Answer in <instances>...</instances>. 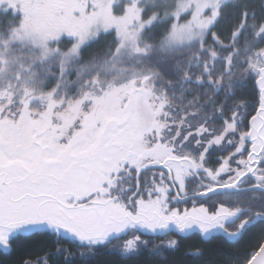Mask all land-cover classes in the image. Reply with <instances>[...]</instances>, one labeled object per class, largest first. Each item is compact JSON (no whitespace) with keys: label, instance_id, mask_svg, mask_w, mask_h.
I'll list each match as a JSON object with an SVG mask.
<instances>
[{"label":"snow or ice","instance_id":"snow-or-ice-1","mask_svg":"<svg viewBox=\"0 0 264 264\" xmlns=\"http://www.w3.org/2000/svg\"><path fill=\"white\" fill-rule=\"evenodd\" d=\"M189 138L180 152L145 155L102 114L0 109V253L39 240L43 251L20 264H94L101 252L112 264L145 253L165 261L180 250L171 233H199L235 247L206 264H264V93L246 122ZM184 255L196 261L204 250Z\"/></svg>","mask_w":264,"mask_h":264},{"label":"trees","instance_id":"trees-1","mask_svg":"<svg viewBox=\"0 0 264 264\" xmlns=\"http://www.w3.org/2000/svg\"><path fill=\"white\" fill-rule=\"evenodd\" d=\"M162 1L164 3H159L161 7L172 10L173 0ZM3 18L0 19V30L8 23L6 15ZM172 21L164 20L160 24L163 27L161 37L152 39L156 43L148 53L134 54L127 48L112 51L114 53L109 55V48L116 49L117 41L114 34L103 35L86 45L81 51V57L66 65V72L59 67L58 61L32 67L33 72L36 70L39 73L35 86L45 88V93L57 91L62 98L66 95L75 98L80 93L79 89L84 94L93 83L108 85L119 79L123 72L132 76L141 74L143 78L140 79H145L142 85L144 91L147 87L151 95L162 100L160 107L145 110V119L140 122L141 142L156 140L175 147L177 143H183L178 139L182 135L184 124L185 137L189 138V133L198 129L211 128L221 132L227 122L237 123L241 117H245L246 122L248 115L239 112L236 107L247 105L248 111V104H255L260 95L255 79L248 73V59L256 52L264 50V0H230L221 6L217 22L204 39H196L181 47H161L160 41L169 32ZM149 34L144 36L148 37ZM11 52L18 54L19 47H12ZM7 66L18 70L24 65L16 61ZM23 75L32 77L29 73ZM152 77L159 86L158 92L157 86L155 88L147 85L146 80L149 81ZM19 85L18 82L2 84L0 109L13 107L14 100L9 98L13 88ZM24 96L32 97L30 94ZM27 106L29 107L28 104ZM21 107L16 110H25L24 105ZM235 114L239 120L234 118ZM169 117L171 120H168ZM173 126L175 129L172 130ZM190 143L187 141V145ZM258 233V228L250 230L239 247L244 248L255 242ZM144 238L150 239L152 245L163 239L156 236ZM175 239L180 240V250H170L165 261L145 253L129 261H122L121 264H206L218 257L226 258L235 250L234 246L225 244L222 237L203 239L192 235ZM69 247L75 250L74 245ZM196 248L204 250L201 259L192 261L184 255ZM42 251L39 240L28 241L18 245L11 255L0 253V264H20L23 258H35ZM113 260L114 257L101 252L94 264H112Z\"/></svg>","mask_w":264,"mask_h":264},{"label":"rangeland","instance_id":"rangeland-1","mask_svg":"<svg viewBox=\"0 0 264 264\" xmlns=\"http://www.w3.org/2000/svg\"><path fill=\"white\" fill-rule=\"evenodd\" d=\"M173 1L172 10H165L159 5L164 3L162 0H0V19L11 16L7 20L9 24L0 30V90L2 84L20 83L9 98L14 100L11 109L24 105V109L33 113L54 111L57 116L72 115L80 119L102 114L109 123L114 122L120 132L126 124L130 125L131 130L121 139L137 149L142 141L140 122L145 119V110L162 105V100L151 95L147 87L144 91L145 79H140L143 78L141 74L132 76L123 72L108 85L93 83L84 94L79 89L75 98L70 95L62 98L57 91L45 93V88H36L39 73L33 72L32 67L58 61L59 67L66 72V65L78 60L82 49L103 35L114 34L117 41L116 49L109 48V55L127 48L134 54L148 53L156 43L152 39L161 37L163 27L160 24L164 20L173 21L160 41L161 47H181L196 39L202 40L217 22L221 6L230 0ZM146 33H150L148 37L144 36ZM14 46L19 47L16 55L11 52ZM16 61L24 66L18 70L7 66ZM248 62V73L259 89L264 85V50L253 54ZM21 71L24 72L21 74ZM24 73L32 77H24ZM21 77L24 79L20 80ZM146 82L150 87L157 86L159 91L154 77ZM26 94L32 97L24 96ZM236 110L244 115L253 112L251 108L246 111L247 105H239ZM234 118L239 120L237 114ZM185 126L178 141L187 140L191 142L187 146H191L193 138L185 137ZM193 126L198 128L194 123Z\"/></svg>","mask_w":264,"mask_h":264},{"label":"flooded vegetation","instance_id":"flooded-vegetation-1","mask_svg":"<svg viewBox=\"0 0 264 264\" xmlns=\"http://www.w3.org/2000/svg\"><path fill=\"white\" fill-rule=\"evenodd\" d=\"M248 105H249L248 107L251 108L252 111H254L255 104L249 103ZM247 115H250V113H248ZM177 144H178L177 146L172 147V146H169V145L161 144V143L157 142L156 140L155 141H148V142L144 141V142H141L137 146V149H139L140 151H142L145 155L151 154L153 151H158V150H160V151H165V150L170 151L172 148H176L178 152L182 151L179 148V145H181L182 143H177ZM213 155L215 156L216 153H214ZM151 163H152V161H150L148 159H145L144 160V165L151 164ZM152 171H153L152 168H147L144 171L143 176L144 177H147ZM214 199H218V197H214ZM192 235L193 236H197V237H201L203 239L205 238L202 234H199V233H189L188 235L183 236V235L177 234L175 232L171 233L170 234V237L175 239L176 237H183V238H185V237H189V236H192ZM145 237H148V236H145ZM158 238H162V237H158Z\"/></svg>","mask_w":264,"mask_h":264},{"label":"water","instance_id":"water-1","mask_svg":"<svg viewBox=\"0 0 264 264\" xmlns=\"http://www.w3.org/2000/svg\"><path fill=\"white\" fill-rule=\"evenodd\" d=\"M259 91H260L261 94L264 93V89H260L259 88ZM130 130H131V127L128 124H126L124 126V128L120 132L121 133V137L126 135Z\"/></svg>","mask_w":264,"mask_h":264},{"label":"bare ground","instance_id":"bare-ground-1","mask_svg":"<svg viewBox=\"0 0 264 264\" xmlns=\"http://www.w3.org/2000/svg\"><path fill=\"white\" fill-rule=\"evenodd\" d=\"M130 126V125H129ZM131 127V126H130Z\"/></svg>","mask_w":264,"mask_h":264}]
</instances>
